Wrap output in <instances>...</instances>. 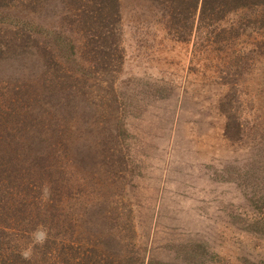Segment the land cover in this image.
<instances>
[{
	"label": "rangeland",
	"instance_id": "rangeland-1",
	"mask_svg": "<svg viewBox=\"0 0 264 264\" xmlns=\"http://www.w3.org/2000/svg\"><path fill=\"white\" fill-rule=\"evenodd\" d=\"M118 2L94 47L73 33L75 53L57 58L54 74L83 87L68 147L45 165L60 187L50 196L44 175L31 215L17 200L0 213V264H264V4L178 39L169 0ZM73 11L64 0L54 17L29 16L62 29L63 15L71 34ZM21 73L0 76L3 106Z\"/></svg>",
	"mask_w": 264,
	"mask_h": 264
},
{
	"label": "trees",
	"instance_id": "trees-1",
	"mask_svg": "<svg viewBox=\"0 0 264 264\" xmlns=\"http://www.w3.org/2000/svg\"><path fill=\"white\" fill-rule=\"evenodd\" d=\"M61 1L64 0H0V19L9 25L4 26L0 36V76L9 71L23 72L14 78L16 89L7 84L6 106H3V101L0 103V213L3 211V214L10 213L17 200L22 207L18 211L31 215L32 211H26V208L37 206V203L33 199L28 200V197L40 194L47 185L44 175L52 181V185L48 186L49 195L58 193L60 186H57L56 177L51 178L54 172L50 167L45 173V165L58 158L60 140L65 148L68 147L63 140L62 128L69 118L80 112L82 95L77 90L83 87L78 86L77 78L71 80L66 71L54 74L62 64L57 58L66 61L70 54L75 53L74 48L79 43L73 40L76 39L72 37L73 33L82 32L77 36L85 38L83 45L94 47V32L105 21L108 10L114 7L113 15H117L120 5L118 0H66L75 7L74 15L68 17L79 27L78 31H73V24V29H68L71 34L64 32L63 15L55 17L62 22V29L58 22L36 20L29 16L36 11L39 15L54 17ZM169 2L171 25L178 39H188L208 20L215 23L232 9L264 4V0ZM18 5L28 9L29 13L23 16L21 10L17 11ZM52 72L51 76L49 73ZM49 84L50 94L47 91ZM3 95L4 91H1L0 99L4 98ZM36 106L39 108L34 110ZM27 201L31 206L27 207ZM49 207L46 206L43 212L46 217L41 215L43 220L55 218ZM34 227L32 224L27 226L30 230ZM3 232L2 228L0 234ZM151 263L152 260L147 261V264ZM9 264H15V260Z\"/></svg>",
	"mask_w": 264,
	"mask_h": 264
},
{
	"label": "clouds",
	"instance_id": "clouds-1",
	"mask_svg": "<svg viewBox=\"0 0 264 264\" xmlns=\"http://www.w3.org/2000/svg\"><path fill=\"white\" fill-rule=\"evenodd\" d=\"M45 236H46V232L43 230V229H40V230H37L35 233H34V237L37 241L39 242H42L44 239H45ZM25 256L28 255L27 252L24 253Z\"/></svg>",
	"mask_w": 264,
	"mask_h": 264
}]
</instances>
